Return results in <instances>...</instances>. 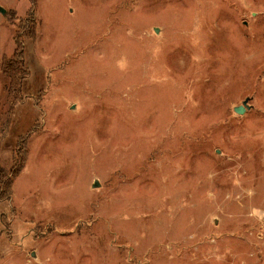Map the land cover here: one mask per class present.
Masks as SVG:
<instances>
[{"label":"rangeland","instance_id":"rangeland-1","mask_svg":"<svg viewBox=\"0 0 264 264\" xmlns=\"http://www.w3.org/2000/svg\"><path fill=\"white\" fill-rule=\"evenodd\" d=\"M0 6V264H264V0Z\"/></svg>","mask_w":264,"mask_h":264},{"label":"water","instance_id":"water-1","mask_svg":"<svg viewBox=\"0 0 264 264\" xmlns=\"http://www.w3.org/2000/svg\"><path fill=\"white\" fill-rule=\"evenodd\" d=\"M0 11H2L3 13L5 12V9L3 8V7H1L0 6ZM248 101V99H246L245 101H244V103H246ZM237 113H243L244 111H245V108H243V106H237V107H235V109H234ZM95 186H97L98 185V182L97 181H95V184H94Z\"/></svg>","mask_w":264,"mask_h":264}]
</instances>
